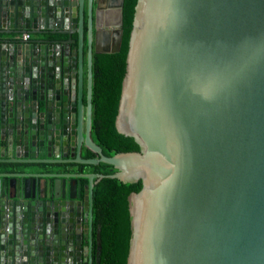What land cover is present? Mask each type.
<instances>
[{"label": "water", "instance_id": "obj_1", "mask_svg": "<svg viewBox=\"0 0 264 264\" xmlns=\"http://www.w3.org/2000/svg\"><path fill=\"white\" fill-rule=\"evenodd\" d=\"M99 11L0 0V264H94L105 178L141 182L128 264H264V0L137 1L116 127L139 150L112 156L94 62L124 31Z\"/></svg>", "mask_w": 264, "mask_h": 264}, {"label": "trees", "instance_id": "obj_2", "mask_svg": "<svg viewBox=\"0 0 264 264\" xmlns=\"http://www.w3.org/2000/svg\"><path fill=\"white\" fill-rule=\"evenodd\" d=\"M137 1L125 0L121 52L98 55L94 62L93 133L109 156L139 150L134 139L121 134L116 127ZM88 156L95 155L88 152ZM89 168L104 174L116 172L114 166L106 163ZM140 189V181L130 184L114 178H105L95 186L94 264H128L133 237L129 198Z\"/></svg>", "mask_w": 264, "mask_h": 264}, {"label": "flooded vegetation", "instance_id": "obj_3", "mask_svg": "<svg viewBox=\"0 0 264 264\" xmlns=\"http://www.w3.org/2000/svg\"><path fill=\"white\" fill-rule=\"evenodd\" d=\"M124 3L125 7V0H99V7L100 11L99 13L101 14V24L103 27H109L111 25H115L114 22H116L118 25V30H123L124 31V17H123V26H120L121 20L118 16L114 20L113 14L111 13V10L113 8L116 9L117 13H119V10L121 9L122 4ZM117 41V36H113V40L111 42V47L108 45L106 46V49H114L115 42ZM88 154V153H87Z\"/></svg>", "mask_w": 264, "mask_h": 264}, {"label": "crops", "instance_id": "obj_4", "mask_svg": "<svg viewBox=\"0 0 264 264\" xmlns=\"http://www.w3.org/2000/svg\"><path fill=\"white\" fill-rule=\"evenodd\" d=\"M111 12H112V14H113V17H114V20L116 19V17H117V20H118V16H119V13H117V11H116V9L115 8H113L112 10H111ZM114 24L115 25H111L114 29H117V23L116 22H114ZM112 28V29H113ZM115 45H116V42H115ZM116 46H114V48H115ZM88 153V152H87ZM86 172H95V171H93V170H91L90 168H87L86 167ZM84 182L85 183H87L88 182V180H84Z\"/></svg>", "mask_w": 264, "mask_h": 264}, {"label": "built area", "instance_id": "obj_5", "mask_svg": "<svg viewBox=\"0 0 264 264\" xmlns=\"http://www.w3.org/2000/svg\"><path fill=\"white\" fill-rule=\"evenodd\" d=\"M23 40L26 41V42H28V41L31 40V36L30 35H24L23 36Z\"/></svg>", "mask_w": 264, "mask_h": 264}, {"label": "bare ground", "instance_id": "obj_6", "mask_svg": "<svg viewBox=\"0 0 264 264\" xmlns=\"http://www.w3.org/2000/svg\"><path fill=\"white\" fill-rule=\"evenodd\" d=\"M116 34V33H115ZM116 46V45H115Z\"/></svg>", "mask_w": 264, "mask_h": 264}]
</instances>
